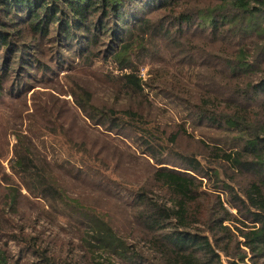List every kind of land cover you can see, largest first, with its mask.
I'll list each match as a JSON object with an SVG mask.
<instances>
[{
    "label": "trees",
    "instance_id": "1",
    "mask_svg": "<svg viewBox=\"0 0 264 264\" xmlns=\"http://www.w3.org/2000/svg\"><path fill=\"white\" fill-rule=\"evenodd\" d=\"M49 60L72 105L35 91L15 134L0 264H264V0H0V101L25 75L48 89ZM89 71L110 107L71 77Z\"/></svg>",
    "mask_w": 264,
    "mask_h": 264
},
{
    "label": "rangeland",
    "instance_id": "2",
    "mask_svg": "<svg viewBox=\"0 0 264 264\" xmlns=\"http://www.w3.org/2000/svg\"><path fill=\"white\" fill-rule=\"evenodd\" d=\"M52 29V28H51ZM52 31H56V30H52ZM56 33H51V37L52 38H56L55 36ZM52 45L49 44H45L43 45L42 48V55L46 56V58L48 59L50 56L49 54L56 49V51L58 52V56L57 58H65V57H70L68 58V60L64 61L66 62V64L68 63L67 61H71L74 53H72V51H67L63 46H59L58 44H56V47L53 49L51 48ZM61 47V48H60ZM59 59H57L56 61H58ZM63 60V59H61ZM50 61V60H49ZM55 62H49V64L52 66L53 70V74H50L48 77L49 79H51L52 83L47 86L48 89H42L40 88L41 86V81H44V77L47 76H39L36 75L37 79L36 81L31 78H28L26 75L23 76V80H25L26 83H28L30 86H33L35 89H33L27 96H23V98L21 99V104L19 102H16V100H14L12 97L7 96V98H5L4 101H0V171L1 172H9V160L12 156V149H13V145L15 143V134L16 132H19L20 127L22 130H25L27 127V122L25 121L26 117L32 113V109H33V101L31 100L33 98V95H35L37 92L35 91H40V93L43 92V94L41 96H39L35 101L38 102L40 99L44 100L47 99V97H49L50 95L52 96H57L62 100H66L68 101L71 105H72V97L69 95H62L63 93H66L67 88L64 85V82L62 81L63 78V74L59 68V65ZM64 69H66V66H63ZM149 70V68L144 70L143 75L146 76L147 71ZM66 73V71H64ZM55 74V75H54ZM71 77H73L76 80H80L82 81V83L87 86V88H89L91 91H93L95 93V95H98V99L100 100L99 102H97V104L103 105V106H108L110 107V105L113 103L112 102V93L108 94L104 91V86L101 85L100 81H96L95 79V74L92 71L86 72V73H82V72H77L71 75ZM22 80V81H23ZM24 82V83H25ZM28 86V87H30ZM39 87V88H37ZM24 88V86H20V90H22ZM37 88V89H36ZM15 92H17V90H14ZM19 92L15 93V96L18 95ZM25 97V98H24ZM158 101L160 103V106L163 108H167L170 109L172 112H180L181 114H183L182 112H184V109H180L178 108L176 105L172 104L171 101L168 100H164V98L159 97ZM99 106V105H98ZM102 107V106H100ZM24 118V121L22 122V119ZM115 138L123 141L124 143H126L129 146L131 145V142L134 138V134L133 133H126V134H122V135H113ZM190 144H192L191 142H183L182 145L184 147H189ZM196 144V143H195ZM193 148V147H192ZM179 165V162H174L171 163L169 166L170 167H174L177 168ZM26 194V193H25ZM22 210L21 212L23 213V216L27 219L31 213L30 210H28L24 205L21 204ZM30 219H32V216L30 217ZM32 221H34V219H32ZM34 223V222H33ZM28 226V224H25ZM36 233L38 232H44V239H48L47 237H50L51 239H55L56 241V245H58V247H61L63 244L67 243V242H73V245H71L72 247H76L77 248V238L74 236V234L70 233L69 231H67V229L65 228V225L63 223H48L45 220H35L34 223V227ZM28 232H30V228L28 227L26 229ZM32 233V232H31ZM35 233V234H36ZM10 245L14 248H16V245L14 243H10ZM14 250V249H13ZM65 250L67 251V248H65ZM16 253V251H14ZM78 252V251H77ZM80 254V252H79ZM81 255V254H80ZM15 257H18V254L14 255ZM117 264V263H115Z\"/></svg>",
    "mask_w": 264,
    "mask_h": 264
}]
</instances>
